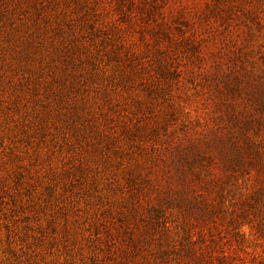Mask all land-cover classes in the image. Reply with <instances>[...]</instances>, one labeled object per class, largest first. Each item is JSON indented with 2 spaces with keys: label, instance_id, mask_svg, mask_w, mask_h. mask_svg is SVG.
Masks as SVG:
<instances>
[{
  "label": "rangeland",
  "instance_id": "obj_1",
  "mask_svg": "<svg viewBox=\"0 0 264 264\" xmlns=\"http://www.w3.org/2000/svg\"><path fill=\"white\" fill-rule=\"evenodd\" d=\"M158 2L135 11L144 30L105 32L78 11V83L64 88L65 107L49 111L47 130L37 127L35 98L27 100L64 70L69 31L45 33L51 38L45 77L31 76L34 68L19 59L20 41L10 51L0 41V264H109L101 224L132 203L125 179L144 177L159 144L172 137L213 143V132L229 130L254 148L246 170L255 175L263 168L264 0ZM43 12L56 22L51 9ZM113 13L101 21L110 26ZM116 44L121 55L129 53L125 63L110 58ZM157 60L167 62L164 70ZM213 155L219 165L220 154ZM208 165L200 167L202 178L221 180L201 192L222 193L227 211L250 188L251 174L226 183L229 172ZM258 243L249 236L246 246L260 254Z\"/></svg>",
  "mask_w": 264,
  "mask_h": 264
},
{
  "label": "trees",
  "instance_id": "obj_2",
  "mask_svg": "<svg viewBox=\"0 0 264 264\" xmlns=\"http://www.w3.org/2000/svg\"><path fill=\"white\" fill-rule=\"evenodd\" d=\"M146 5L153 9L160 3L158 0H0V32L4 26L9 27L0 41L9 51L14 39L21 42L19 59L25 56L27 66L34 68L31 76L35 78L38 72L42 76L46 73L44 56L49 52L47 45L49 49L51 47V38L48 34L47 41L45 33L54 28L57 36H65L66 30L69 31L63 40L69 45L66 49L61 47L68 57L64 70L58 75L53 72L56 75L50 79L54 83L51 87H44L41 91L34 87L32 98L27 100L33 103L35 98L34 110L39 111L36 113L40 117L38 129H48L49 111L56 108L61 112L66 103L64 88L78 83L75 72L80 63H76L74 57L79 58L76 33H80V24H75L78 11H84L82 18L89 17L101 30L117 33L135 26L144 30L145 27L138 25L142 19L135 11H147ZM49 9L56 22H51V16L43 12ZM110 9L114 13L108 26V21L100 18L110 16ZM21 10L30 15L17 14ZM118 45L113 47L110 58L125 63L130 59L127 57L129 53L121 55L117 51ZM33 61H40V64L37 67L30 65ZM164 63L157 60L155 64L159 70H164L167 62ZM135 127L137 130L142 128ZM222 130L213 132V143L209 137L204 143L195 137L179 140L178 136L163 145L160 143L161 148L145 176L131 173L125 179V185L132 190V203L120 211L117 218L101 224L105 225L108 234L105 248L101 250L109 264H264V249L263 254H259L251 248L249 251L246 246L249 236L259 242L258 246L264 244V166L255 175L247 171L246 154L254 148L248 143L240 144L241 141L229 130L226 134ZM213 151L220 154L219 165ZM255 155L259 156V152L255 151ZM205 160L208 167H224L229 172L226 183L239 172L251 174L250 188L227 211L220 200L222 193L216 191L212 197L201 192V188L221 180L205 181L202 178L204 168L200 167ZM212 162L214 166H210Z\"/></svg>",
  "mask_w": 264,
  "mask_h": 264
}]
</instances>
